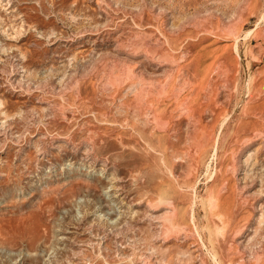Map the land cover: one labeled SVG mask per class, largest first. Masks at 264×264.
<instances>
[{
  "label": "rangeland",
  "instance_id": "1",
  "mask_svg": "<svg viewBox=\"0 0 264 264\" xmlns=\"http://www.w3.org/2000/svg\"><path fill=\"white\" fill-rule=\"evenodd\" d=\"M0 264H264V0H0Z\"/></svg>",
  "mask_w": 264,
  "mask_h": 264
}]
</instances>
